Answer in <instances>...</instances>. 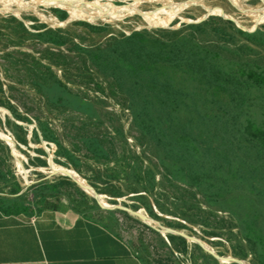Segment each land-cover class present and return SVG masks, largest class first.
Wrapping results in <instances>:
<instances>
[{
  "label": "rangeland",
  "instance_id": "374dc122",
  "mask_svg": "<svg viewBox=\"0 0 264 264\" xmlns=\"http://www.w3.org/2000/svg\"><path fill=\"white\" fill-rule=\"evenodd\" d=\"M133 1L135 0H89L101 6L105 4L127 6ZM146 1L150 2L148 9L152 11L153 16L163 15L158 18L157 22L151 23L150 27H144L145 22L138 12L122 14L117 19H101L100 16H92L90 20L74 19L59 24L57 20H46V18L53 17L63 21L59 18L58 13L60 12L57 9H66L59 4L51 5L41 0L21 2L26 10L19 15L11 10L0 9V78L4 81V92H0V97L3 99L5 96L9 97L21 112L32 119L31 123L18 121L29 129V143L19 142L16 139L15 129L7 124L8 117L15 120L11 110L5 105H0V136L3 138V141L0 140V158L3 159L0 165V171L3 172V175L0 174V189L3 190V195L10 198V203L23 204L30 213H40L44 210L40 206L45 203L48 208H71L103 222L137 251L145 264H238L233 261H220L200 244L188 240L189 246L184 249L179 240L172 243L167 235L157 232L137 216L129 212L127 213L130 215L126 216L119 209H106L76 182L68 183L61 180L63 172L72 175L79 173L101 194L102 202L127 203L130 207L135 205L137 209H142L164 225H167L164 221L185 224V227L173 228L184 229L207 242L224 258L233 255L237 258H244L251 264H258V256L262 252V247L257 242H250L243 237L239 227L234 225L237 222L236 214L218 210L217 206H207V200L202 194H198L199 206H194L195 201L192 199L185 202L175 198V196L182 195L184 190L164 180L158 167L153 165L156 160L146 144L141 143L143 137L133 126V116L131 110L127 108L129 105L127 94L114 84L112 79L102 76L88 62L86 63V54L75 49L78 44L83 46L105 45L111 35H130L134 31L145 30L151 33H159L161 29L174 30L199 21L196 19L207 12L195 4L186 9L181 8L183 11L178 14L171 13V8L168 9V13H165L160 12L164 9L161 2ZM2 3L11 4V0H0V4ZM21 3H15V5ZM209 3L218 7L220 12L240 20L243 23H240L242 26L251 29L254 27L251 18L245 14L246 10L240 4L231 0H211ZM244 3L249 6H260L264 5V0H244ZM214 14L221 13L215 12ZM18 20L22 21L32 32L40 31L33 26L39 28L43 24L53 29H63L68 37L67 43L63 46L43 44L28 34H25L23 38L24 32ZM94 25H109V30L98 31L92 27ZM235 25L239 27L236 22ZM256 25L264 27V20ZM189 31L199 37L215 39H232L231 33H233L228 23L222 20H214L212 24L202 29H188L186 32ZM235 35L237 39H240V35ZM18 42L21 44L19 45ZM254 48L256 51L252 52V55L256 57L262 49ZM28 53L34 54L44 63H51L59 77L81 94L92 111L78 112L72 108H57L54 104H48L26 81L28 72L24 67V62L31 60ZM11 61H17L18 65L11 66ZM54 62L57 64L55 65ZM91 72L95 74L94 80H88L86 77ZM173 75L180 85L193 89L196 81L186 71H179ZM10 83L15 84L13 88L9 86ZM210 98L213 102L229 100L228 94L226 95L223 91ZM209 110L214 114L217 113L218 105L212 104ZM253 110L258 111L257 108ZM238 113L245 122L249 109H239ZM37 118L49 121L57 129L59 137L79 159L76 160L78 169L65 157L57 159L55 154L57 146L54 142L43 140L42 137L40 141L33 139L32 131L38 125ZM95 136L111 139L110 144L106 143L109 148L105 157L100 160L94 157L93 152L88 150L84 142L86 138ZM38 148H41V151H38ZM243 148L247 154V163L250 164L257 159V149L249 140L243 142ZM37 157L46 163L37 161ZM140 159L155 170L157 184H154V193L153 196H149V200L139 198L140 193L128 191L129 187L135 186L133 174L140 172V164L137 165ZM247 168L249 169L248 166ZM52 170L57 172H52ZM256 171L257 169L248 176L253 190L259 192L264 188V180L260 170ZM115 172L118 173L120 179L112 183L106 181V174ZM43 176H48L46 180L60 182L57 195L45 196L42 193V187L34 185L40 182ZM144 178L142 183L151 188L152 182L149 177L144 174ZM17 189L18 192L15 191ZM87 189L90 190L88 186ZM121 190L125 191V194L119 196ZM156 199L159 200L160 205L157 204ZM185 199L189 200V197L185 196ZM150 204L153 212L160 219L151 215ZM174 246H181V251L176 250Z\"/></svg>",
  "mask_w": 264,
  "mask_h": 264
},
{
  "label": "trees",
  "instance_id": "16d2710c",
  "mask_svg": "<svg viewBox=\"0 0 264 264\" xmlns=\"http://www.w3.org/2000/svg\"><path fill=\"white\" fill-rule=\"evenodd\" d=\"M57 11L61 20L68 17L66 10L58 8ZM214 20L228 23L233 30L232 39L199 37L192 31L186 32L188 29H202ZM19 24L24 32L23 38L28 34L43 44L63 46L67 43L68 37L63 29L43 24L39 28L33 26L40 31L32 32L22 21ZM92 27L98 31L109 30V25ZM235 34L240 35V39ZM121 35H111L105 45L78 44L75 49L86 54V63L102 76L112 79L127 94V108L131 110L133 126L143 137L141 143L146 144L156 160L153 165L158 167L164 180L184 190L175 198L185 202L192 199L195 201L193 205L199 206L198 194H202L207 206H217L218 210L236 214L234 225L239 227L245 239L261 245L258 264H264V188L259 192L253 190L248 176L257 169L264 180V27L250 32L237 27L231 19L209 15L200 22L174 30L161 29L159 33L134 31L130 35ZM254 47L262 49L260 56L252 55L256 51ZM28 56L31 60L24 62L28 72L26 81L48 104L78 112L92 111L81 94L59 77L51 63H44L32 53ZM12 65H18V62L11 61ZM179 71H186L196 81L193 89H187L176 81L173 74ZM86 77L94 80L95 74L91 72ZM14 85L9 84L11 88ZM3 86L4 81L0 78V92H4ZM222 91L228 94L229 100L213 102L210 97ZM212 104L218 105L215 114L209 110ZM0 105L7 106L17 120L7 118V124L15 129L16 139L28 144L29 129L18 121L31 123L32 119L21 112L9 97H0ZM255 108L258 111L253 110ZM239 109H249L245 122L238 113ZM37 123L32 131L33 139L40 141L42 137L54 142L57 159L65 157L78 169L76 160L79 159L59 137L57 129L41 118H37ZM0 140L3 141L1 136ZM245 140L257 149V159L250 164L243 148ZM84 142L100 160L105 157L109 148L106 143L110 144L111 139L95 136L86 138ZM2 160L0 158V165ZM36 160L46 163L39 157ZM138 164L140 172L133 174L135 186L129 187L128 191L140 193L139 198L149 200L154 193L153 186L157 184L155 170L143 159L137 161ZM144 174L151 180V188L142 183ZM117 179H120L117 172L106 174L109 183ZM61 180L75 183L64 175ZM34 185L42 187L45 196H55L60 182L45 179ZM2 191L0 189L1 208L11 212H29L23 204L10 203V198ZM124 194L125 191L121 190L118 195ZM155 201L160 205L158 199ZM40 208L50 209L45 203ZM149 209L151 215L160 219L151 204ZM122 211L126 216L130 215ZM164 223L185 227V224ZM167 237L172 243L179 240L184 249L189 246L183 236L167 234ZM174 248L181 251V246Z\"/></svg>",
  "mask_w": 264,
  "mask_h": 264
},
{
  "label": "crops",
  "instance_id": "0c3cea01",
  "mask_svg": "<svg viewBox=\"0 0 264 264\" xmlns=\"http://www.w3.org/2000/svg\"><path fill=\"white\" fill-rule=\"evenodd\" d=\"M0 264H145L117 232L74 209L0 207Z\"/></svg>",
  "mask_w": 264,
  "mask_h": 264
},
{
  "label": "bare ground",
  "instance_id": "6f19581e",
  "mask_svg": "<svg viewBox=\"0 0 264 264\" xmlns=\"http://www.w3.org/2000/svg\"><path fill=\"white\" fill-rule=\"evenodd\" d=\"M10 1V0H9ZM24 0H11V4L8 3H2L0 4V9H7L11 10L15 14H20L22 11L26 10L24 9V4L21 3ZM45 3H49L51 5L53 4H59L62 7H64L68 12L69 16L68 19L66 18L63 21H60L58 18L53 17H47L46 20H57L59 24L61 22H67L72 21L74 19H86L90 20L92 19V16H100L101 19H117L120 18L122 14L132 13V12H138L143 18V21L145 22L144 27H150L151 23H155L158 21V18H160L163 15H152V11L148 9L150 7V2L146 0H135L133 2H130L127 6L123 5H111V4H105L104 6L93 4L89 2V0H41ZM150 1H159L162 3V6L164 9H161L160 12L168 13V9L171 8V13L178 14L179 12H182L183 9L189 8L192 5H199L204 10H214L215 12H220L218 7H215L209 3L211 0H192L189 5H186L187 0H150ZM237 4H240L246 11L245 14H247L252 21V26H255L256 24L260 23L264 20V5L256 6V5H246L244 3V0H231ZM10 3V2H9ZM15 3H21L20 5H15ZM149 3V4H146ZM146 4V6H145ZM179 6V7H178ZM152 7V6H151ZM178 7V8H177ZM155 9H158V7L154 6ZM177 8V9H176ZM148 9V10H147ZM173 10V11H172ZM230 17H233L229 15ZM234 18V17H233ZM236 19V18H235ZM95 20V19H94ZM239 23H242L240 20ZM243 24V23H242Z\"/></svg>",
  "mask_w": 264,
  "mask_h": 264
},
{
  "label": "water",
  "instance_id": "95a60500",
  "mask_svg": "<svg viewBox=\"0 0 264 264\" xmlns=\"http://www.w3.org/2000/svg\"><path fill=\"white\" fill-rule=\"evenodd\" d=\"M192 0H187L186 5H189L190 2ZM214 10H209L205 13L204 16L196 19L199 21H195V22H200L202 20H204L205 18H207L209 15H220L222 17H226L228 19L233 20L234 22L237 23V25L239 27H241L244 30L247 31H255L257 29V26H254L252 29L251 28H246L244 26H242L235 18L230 17L229 15H227L226 13L221 11V14H214ZM68 19V17H67ZM194 22V21H193ZM44 140V139H43ZM52 172H57V171H53ZM78 175H72L69 173H62V175L69 177L71 180H73L74 182H76L80 187H82L85 191H87L92 197H94L102 207L109 209V210H114V209H122L125 210L127 212H129L130 214L137 216L139 219H141L144 223L150 225L151 227H153L155 230L159 231L161 234L167 235V234H176V235H180L183 236L184 238H186L188 241L191 242H195L200 244L201 246H203L205 249H207L215 258H217L220 261H233L236 262L238 264H251L249 261H247L244 258H237L233 255H229L227 257H223L222 255H220L212 246H210L207 242L202 241L201 239H199L198 237H196L193 234H190L188 232H186L184 229H176L167 225L162 224L160 221L156 220L155 218L151 217L149 214L145 213L142 209H134L126 204L123 203H116V204H110V203H104L101 201L100 198V193H98L93 186L83 177L81 176L79 173H77ZM48 176L46 177H42L40 179L41 180H45L47 179ZM87 186L90 190L87 189Z\"/></svg>",
  "mask_w": 264,
  "mask_h": 264
}]
</instances>
